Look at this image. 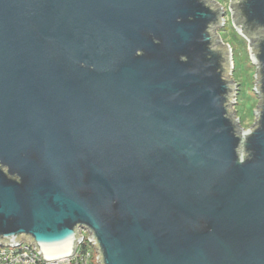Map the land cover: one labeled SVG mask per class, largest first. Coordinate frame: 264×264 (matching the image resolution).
Wrapping results in <instances>:
<instances>
[{
    "label": "water",
    "instance_id": "95a60500",
    "mask_svg": "<svg viewBox=\"0 0 264 264\" xmlns=\"http://www.w3.org/2000/svg\"><path fill=\"white\" fill-rule=\"evenodd\" d=\"M0 0V246L99 264H264V0Z\"/></svg>",
    "mask_w": 264,
    "mask_h": 264
},
{
    "label": "rangeland",
    "instance_id": "374dc122",
    "mask_svg": "<svg viewBox=\"0 0 264 264\" xmlns=\"http://www.w3.org/2000/svg\"><path fill=\"white\" fill-rule=\"evenodd\" d=\"M216 1L223 8L224 24L216 30L225 45H229L232 50L233 69L231 77L238 84V95L235 105L236 117L239 118L241 127L248 130L255 123L254 109H257L259 98L254 91L256 67L250 58L248 50L249 41L240 35L232 20V13L229 9L230 0ZM232 46V47H231ZM233 48V49H232ZM1 249V246H0Z\"/></svg>",
    "mask_w": 264,
    "mask_h": 264
},
{
    "label": "built area",
    "instance_id": "2783aa9c",
    "mask_svg": "<svg viewBox=\"0 0 264 264\" xmlns=\"http://www.w3.org/2000/svg\"><path fill=\"white\" fill-rule=\"evenodd\" d=\"M237 95L235 97L236 100ZM236 100L235 105L238 103ZM80 235L82 239L78 242L73 255L52 260L44 259L43 256L34 249V245H30L25 241L17 247L1 246L0 264H99L97 259V248L94 241L89 239L90 233L81 230Z\"/></svg>",
    "mask_w": 264,
    "mask_h": 264
},
{
    "label": "trees",
    "instance_id": "16d2710c",
    "mask_svg": "<svg viewBox=\"0 0 264 264\" xmlns=\"http://www.w3.org/2000/svg\"><path fill=\"white\" fill-rule=\"evenodd\" d=\"M232 47V46H231ZM233 49V48H232ZM237 105H239V103H237Z\"/></svg>",
    "mask_w": 264,
    "mask_h": 264
}]
</instances>
